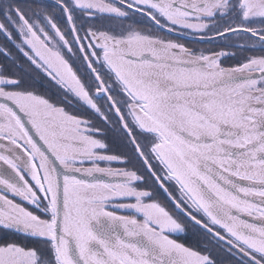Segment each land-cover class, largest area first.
Listing matches in <instances>:
<instances>
[{
	"label": "snow or ice",
	"instance_id": "1",
	"mask_svg": "<svg viewBox=\"0 0 264 264\" xmlns=\"http://www.w3.org/2000/svg\"><path fill=\"white\" fill-rule=\"evenodd\" d=\"M0 264H264V0H0Z\"/></svg>",
	"mask_w": 264,
	"mask_h": 264
}]
</instances>
